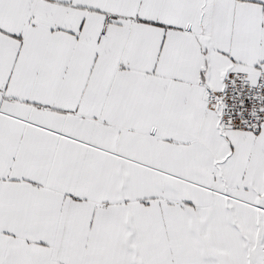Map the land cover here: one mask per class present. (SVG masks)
Listing matches in <instances>:
<instances>
[{
    "label": "snow or ice",
    "instance_id": "obj_1",
    "mask_svg": "<svg viewBox=\"0 0 264 264\" xmlns=\"http://www.w3.org/2000/svg\"><path fill=\"white\" fill-rule=\"evenodd\" d=\"M0 264H264V0H0Z\"/></svg>",
    "mask_w": 264,
    "mask_h": 264
}]
</instances>
